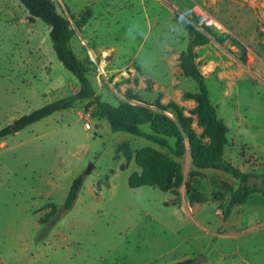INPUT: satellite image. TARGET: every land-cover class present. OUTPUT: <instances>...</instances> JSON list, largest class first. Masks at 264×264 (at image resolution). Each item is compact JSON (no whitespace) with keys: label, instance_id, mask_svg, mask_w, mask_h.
<instances>
[{"label":"rangeland","instance_id":"obj_1","mask_svg":"<svg viewBox=\"0 0 264 264\" xmlns=\"http://www.w3.org/2000/svg\"><path fill=\"white\" fill-rule=\"evenodd\" d=\"M53 1L73 24L92 9V19L77 29L71 45L103 101L116 107L146 104L154 112H160L157 102L174 103L200 136L191 96L197 83L181 68L193 37L182 24H200L195 10L222 23L225 32L207 30V43L195 48L196 63L218 118L229 127L226 160L246 173L264 172L263 133L255 132L264 129V32L258 27L245 37L236 16L239 2L247 8L251 0L227 7L236 20L224 19L227 0H189L185 12L175 8L177 0ZM259 9L248 18L254 27L261 23ZM49 32L42 21H30L18 0H0V131L77 89ZM93 112L84 101L0 138V264H193L198 256L204 264H223L224 242H238L223 236L231 231L228 221L239 219L238 207L227 218L224 213L240 182L219 170L195 169L188 140L179 160L145 138L113 132L107 121L97 130ZM163 114L174 119L172 110ZM143 129L150 131L148 125ZM243 129L249 130L243 136L257 140H238ZM169 141L174 146L175 139ZM146 148L180 164L178 186H129L130 176L143 171L136 153ZM79 176L85 180L78 199L62 212ZM247 238L252 239L234 259L244 255L247 264H258L264 252L254 247L262 239Z\"/></svg>","mask_w":264,"mask_h":264},{"label":"trees","instance_id":"obj_2","mask_svg":"<svg viewBox=\"0 0 264 264\" xmlns=\"http://www.w3.org/2000/svg\"><path fill=\"white\" fill-rule=\"evenodd\" d=\"M29 13L30 21L40 20L50 29L54 53L58 61L76 78L77 89L68 97L44 105L14 121L13 125L0 131V138L20 132L55 113L71 109L75 104L88 102V107L94 109V118L106 119L110 129L115 132H124L136 137L145 138L158 146L167 149L175 158L182 160L187 148L185 140L189 142L191 164L195 169H214L233 176L240 182L237 190L232 193L230 202L224 213L227 218L232 211L241 205L248 196L254 193H264L259 183L253 179H264V173L242 172L225 158L228 145V128L218 118L217 109L212 104L204 75L196 63L195 48L207 43V37L199 32L190 23L183 20L184 29L193 37L187 50L181 55V68L186 77L192 78L198 87V92L191 95L197 102L195 114L203 134L197 135L192 128V119L174 103L162 105L156 103L160 112H154L146 104L132 105L129 102L121 103L118 107L103 101L90 82L86 65L75 54L71 41L76 31L84 28L93 17V11L87 8L81 12L73 24L72 21L57 9L53 0H18ZM172 110L174 119L163 112ZM148 125L150 131L143 126ZM169 139H175L174 146ZM136 163L142 168V174L131 175L129 186L137 189L142 186H157L167 191L178 186L182 181L181 166L179 163L167 159L151 148L136 153ZM84 176L76 178L70 188L62 212L68 211L75 205L84 185ZM186 261L181 264H190ZM193 263V262H192Z\"/></svg>","mask_w":264,"mask_h":264},{"label":"crops","instance_id":"obj_3","mask_svg":"<svg viewBox=\"0 0 264 264\" xmlns=\"http://www.w3.org/2000/svg\"><path fill=\"white\" fill-rule=\"evenodd\" d=\"M254 1V2H253ZM234 0H227L222 2V8L225 11V15H224V19L225 20H231V17H233L232 15H230L229 12H227L226 10L228 9L227 7H229V5H235ZM191 2L188 0H177L175 2V8L181 12H185L189 9V7L191 6L190 4ZM261 3V7L259 6L258 0H251V2L249 3L248 7L245 8L244 4L239 2L240 5V9L242 10L237 17V20L240 21L239 24V31L242 35H244L246 37V35L248 34V32H253L259 29L264 32V3ZM214 5V2L209 3V6ZM256 5H258V8H260V20L261 23L260 24H256L255 27L253 26L252 22H248V18L251 20L253 14H257V11L255 10ZM242 6V7H241ZM245 8V9H244ZM235 20L236 18L233 17ZM224 27V26H223ZM83 29V28H82ZM214 32H218L216 30H212ZM220 33V32H218ZM72 44V41H71ZM261 46V50H262ZM260 58V57H259ZM259 58H256L257 62L259 61ZM262 61V58H260ZM95 121V125H98V129L100 130L101 128H105V121H107L106 119L102 118V119H94ZM108 122V121H107ZM109 124V123H108ZM228 130L229 127L227 126ZM239 136H238V140H245V141H255L257 140L258 136L256 135H246L243 136V134L241 132H249L248 129H243L239 131ZM255 132H262L263 134H261V136H259V138L262 139V141L264 142V129L262 130H255ZM229 133L227 134L228 137V141L230 142V137H229ZM256 138V139H255ZM233 164V162H231ZM242 171V170H241ZM244 172V171H242ZM264 173V172H263ZM261 173V174H263ZM261 174H256V175H261ZM229 175V174H228ZM252 182L255 183H259L260 186H262L263 190H264V179L260 178V179H253ZM251 198L252 201H249ZM250 202V203H249ZM238 212H239V219L238 221L235 220H230L228 221L229 224V228H230V232L224 234L223 239H236L239 242H237V246L233 243H227L224 242L223 245V251L221 253L222 255V262L223 264H247V258L243 255L240 259V261L238 262L237 260L234 259V257L236 255L240 256V251H242V243L243 245H247L248 244V239H252V238H247L249 236H254V238L256 239H262V241L260 243H258V245L260 246H255V250L257 252H261V255H263L262 252H264V194L263 193H254L251 194L250 196H248V198H246V200L238 206ZM245 239V240H244ZM233 245H235V251H233ZM217 253H220V250H216ZM35 261V259H32L31 261ZM211 260H209L210 262ZM258 264H264V258L263 256L261 257V261H258Z\"/></svg>","mask_w":264,"mask_h":264},{"label":"built area","instance_id":"obj_4","mask_svg":"<svg viewBox=\"0 0 264 264\" xmlns=\"http://www.w3.org/2000/svg\"><path fill=\"white\" fill-rule=\"evenodd\" d=\"M195 15L199 17L200 19V24L195 27L199 32H201L202 34H204L206 36V32L209 29H214L220 33L225 32V28L223 27L222 23H220L219 21L213 19L211 16H209L207 13L205 12H201L198 13L195 10ZM85 128L87 130H92L93 126L90 123H86Z\"/></svg>","mask_w":264,"mask_h":264},{"label":"water","instance_id":"obj_5","mask_svg":"<svg viewBox=\"0 0 264 264\" xmlns=\"http://www.w3.org/2000/svg\"><path fill=\"white\" fill-rule=\"evenodd\" d=\"M93 169V166H91L88 170L91 171ZM207 261L203 258V256H198L194 261L193 264H204Z\"/></svg>","mask_w":264,"mask_h":264}]
</instances>
